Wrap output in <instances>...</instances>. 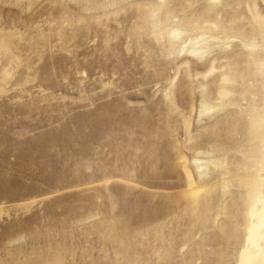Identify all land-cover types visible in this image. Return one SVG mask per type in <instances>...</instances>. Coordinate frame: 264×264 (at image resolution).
<instances>
[{"label":"rangeland","instance_id":"obj_1","mask_svg":"<svg viewBox=\"0 0 264 264\" xmlns=\"http://www.w3.org/2000/svg\"><path fill=\"white\" fill-rule=\"evenodd\" d=\"M263 172L264 0H0V264H240Z\"/></svg>","mask_w":264,"mask_h":264},{"label":"bare ground","instance_id":"obj_2","mask_svg":"<svg viewBox=\"0 0 264 264\" xmlns=\"http://www.w3.org/2000/svg\"><path fill=\"white\" fill-rule=\"evenodd\" d=\"M204 38L199 37L190 41L194 47L204 44ZM198 45V46H197ZM264 172L259 175L260 180ZM254 220L250 229V244L244 250L240 264H264V204L261 208L252 210Z\"/></svg>","mask_w":264,"mask_h":264}]
</instances>
